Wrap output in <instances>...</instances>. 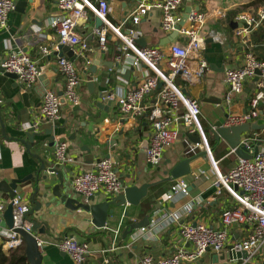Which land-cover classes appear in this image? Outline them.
<instances>
[{"label": "crops", "instance_id": "crops-1", "mask_svg": "<svg viewBox=\"0 0 264 264\" xmlns=\"http://www.w3.org/2000/svg\"><path fill=\"white\" fill-rule=\"evenodd\" d=\"M88 1L96 6L100 0ZM104 1L110 6L108 20L112 25L124 26V33L134 26L131 18L140 9L143 0ZM160 1L149 0V3L155 5ZM256 1L184 0V13L191 7L208 16L203 30L204 49L200 54L208 64V69L199 84L186 86L184 90L200 103V124L212 155L208 156L202 147L195 146L190 140V134L181 128L178 142L164 152L162 166L152 170L146 163L151 131L148 120L141 119L136 127L132 121L123 118L116 103L108 108V102L102 100L107 94L117 95L128 91L144 76L147 68L142 66L134 69L129 76L119 73L121 65L117 61V50L120 43L117 38L110 36L108 51L104 53L99 50L98 39L92 35L97 18L90 12L88 20L78 28L79 35L94 49L89 56L88 72L82 69L84 62L76 61L81 73L82 104L74 109L64 103L57 124H48L41 114L43 94L46 90H54L62 96L64 92V79L58 71V36L50 24V20L58 14L57 0H16L8 29L0 30V184L32 178L26 186L27 191L19 195L30 211L36 208L33 194L36 187H39L40 193L35 201L40 206L30 216V220L45 228V235L35 233L48 242L42 255V264H74L56 245L69 236L90 245L88 264H137L145 255L159 259L168 258L180 249L191 251L192 245L180 236L181 228L187 224L203 223L215 230L221 229V213L235 205L227 191L217 194L214 163L220 174L226 175L230 168L224 161L232 158L233 163L238 164L241 159L223 142L219 148L226 150L227 155L215 158L214 151L219 148L210 146L214 140L211 132L219 122L226 125L231 115L245 114L256 90V79L250 80L243 93L231 105L225 102L226 71L239 68L244 58L241 38L237 35V31L244 27L240 26L236 17L240 13H255L264 3L252 5ZM216 11H225L227 17H216ZM139 31L140 39L147 42L146 47H158L168 53L169 44L162 45L167 36L161 28L159 9L153 8L145 14ZM250 35L252 44L256 46L251 49L259 60L264 61V23ZM43 46L52 50L50 57L42 56L40 48ZM11 53L27 54L36 62L41 75L33 86L22 85L2 69L3 62ZM94 66L95 74L90 72ZM90 81H93L92 89L88 87ZM36 123L39 126L35 129ZM256 123L264 126V111H261ZM34 134V143L28 142ZM255 134L264 137V130L246 134L243 139ZM51 142L54 146L66 143L69 148L68 157L72 162H60L56 157L57 145L53 147ZM104 158L114 162L115 171L124 188H140L143 185L150 187L140 207L110 206L114 216L108 218L106 228L98 229L92 223V216L81 210H68L56 200L52 188L59 184V178L51 174L50 170L61 172L65 182L62 192L67 191L69 198L87 203V199L73 194L75 190L72 182L78 175L94 170L98 161ZM187 159H192L189 175L168 182L167 172ZM42 163L45 171H41ZM43 176L48 177V183L42 180ZM38 177L39 183L36 181ZM181 180L189 186V194H179L169 200L167 196L172 187ZM110 198L113 196L100 192L95 202L90 204H101ZM8 199V195L0 192V204L9 202ZM156 206L159 210H156ZM145 216L150 219L147 228L132 234L126 233L132 223L141 221ZM1 229L8 232V229ZM250 231L249 226L233 227L229 240H242ZM239 263L231 262L227 254L217 256L208 253L200 262L187 264ZM262 263L260 259L250 264Z\"/></svg>", "mask_w": 264, "mask_h": 264}, {"label": "built area", "instance_id": "built-area-1", "mask_svg": "<svg viewBox=\"0 0 264 264\" xmlns=\"http://www.w3.org/2000/svg\"><path fill=\"white\" fill-rule=\"evenodd\" d=\"M183 2L184 0H161L152 5L149 0H143L140 9L131 18L134 26L125 33L122 29L124 26H115L109 22L111 9L104 0H100L96 6L88 0H57L58 14L50 20L58 36L57 51L60 46L71 47L76 61L84 62V72L89 71V56L93 54L94 49L79 35L78 28L82 22L88 20L90 12L102 22L99 28L95 25L92 30V35L98 39L99 50L104 53L108 51L110 36L117 38L120 43L117 50V61L121 65L119 73L127 74L142 66L147 68L144 76L128 91L117 95L107 94L102 100L116 103L123 118L132 121L136 127L141 119L148 120L151 131L146 163L152 170L162 166L164 152L178 142L181 128H184L187 134L198 135L202 139L199 147H202L208 156L212 155L200 124V103L183 93L186 86L199 84L208 69V64L200 55L204 49L203 30L207 14L192 8L186 23L180 26L177 37L169 44L168 53L158 47L140 48L136 44L141 38L139 26L145 14L153 8L161 11V28L166 36L173 34L184 18ZM15 6L16 0H0V30L8 29L9 17ZM215 15L218 18L227 17L225 11H216ZM236 21L247 25L249 29L240 28L237 31L241 38L244 58L239 68L226 71L225 102L231 105L235 98L243 93L250 80L256 79V90L250 99L249 110L245 114L228 117L227 126L252 124L259 119L261 111H264V61L256 57L251 49L256 46L250 40V34L264 23V3L255 13L238 14ZM40 50L44 58L52 55V50L48 47L43 46ZM76 61L59 57L58 71L64 79L63 95L60 96L54 90H46L43 94L42 118L52 126L61 118L62 99L74 109L82 104L81 73ZM2 69L8 74L16 75L19 82L26 87L33 86L41 75L36 62L23 53H11L3 62ZM38 126L36 123L34 128ZM260 142L262 145L255 158L240 160L226 175H221L217 164L214 163L217 172V194L221 195L223 190L227 191L235 205L221 213V229L215 230L203 223L187 224L181 228L180 236L192 245L191 251L180 249L168 258L159 259L145 255L137 264L197 263L208 253L217 256L227 254L233 263L237 261L239 264H250L261 259L264 264V140L260 134L242 139V145L250 149L251 154L254 146ZM68 149L66 143L56 146V157L60 162H72L68 157ZM114 165L111 159L99 160L94 170L74 178L73 189L85 199L100 192H105L113 198L120 196L125 188ZM179 194H189V186L182 180L172 187L167 198L172 200ZM9 203L14 206V227L7 233L0 227V237L7 238L4 248L12 249L23 245L24 241L15 232L22 229L34 237L39 252L43 255L48 242L41 235L33 233V224L25 218L30 209L24 204L21 196L0 204V221ZM236 226H249L250 234L242 240H229L230 231ZM56 245L74 264H88L91 249L87 242L69 236L58 241ZM243 253L248 254L247 259L232 257Z\"/></svg>", "mask_w": 264, "mask_h": 264}, {"label": "water", "instance_id": "water-1", "mask_svg": "<svg viewBox=\"0 0 264 264\" xmlns=\"http://www.w3.org/2000/svg\"><path fill=\"white\" fill-rule=\"evenodd\" d=\"M192 11V8H187L184 14L183 21L180 23L179 26H177L176 31L171 34L167 39H165V43H162V45L170 44L178 35L177 30L180 28V26H183L187 18ZM102 25V22L99 19H96V27L99 28ZM240 26L244 28H249L247 25L241 24ZM137 46L145 48L147 46V42L145 39H140L137 41ZM67 57L71 61H76V55L74 54V51L71 49L69 46H60L59 47V57ZM90 72L93 74L96 73V67L94 66L93 68L90 69ZM131 72H127V76L130 75ZM11 78L14 80H18V77L13 74H8ZM89 89L93 88V81H90L88 84ZM185 96L190 97V95L187 93L186 90L183 91ZM23 97H27L26 94L23 95ZM62 103H65V100L62 99ZM101 105V104H99ZM112 105V102L108 103V108ZM102 106V105H101ZM264 130V126L259 125L258 123L254 122L252 124H243L239 126H227L224 123H217L214 126V130L211 132L212 136L214 137V141L217 143V145H220L221 142L225 143L228 147V149L235 155L238 156L239 159L241 160H251L255 158L258 153H259V147L262 145V143H258L256 146H254V151L253 154L250 153V149L246 148L245 146L242 145V139L243 136L246 134H251V133H256ZM33 132V131H32ZM35 134L34 136H30L28 142L34 143L35 139ZM190 140L192 143L199 147L202 144V139L198 135H189ZM51 145L53 147L54 143L51 142ZM29 147L28 145H26ZM212 151V150H211ZM192 161V159H187L184 161L179 162L171 171L167 172L168 176V182L172 181H177L182 179L183 177L189 175L190 173V167L189 163ZM45 166L42 163L41 171H45ZM51 174H55L58 176L59 184L55 185L52 188V194L56 198V200H59L61 204H63L68 210H71L73 212L76 211H84L86 214L92 216V223L95 227L98 229H104L107 227V220L110 217L114 216V211L110 210V206H126L130 205L133 207H140L141 206V201L145 199L148 195V190L149 187L148 185H143L142 187H130V188H125L123 194L120 196L110 198L106 200L104 203L101 204H90L94 203L96 200V195H94L91 198L87 199V203L84 202H78L77 200L71 199L68 196L67 191H63L65 188V182L62 177L61 172H59L57 169H52L50 170ZM40 176V174H39ZM32 178H27L25 180H15L11 182L10 184L6 183H1L0 184V192H3L4 194L8 195V201L11 202L16 196H19L23 192L27 191L26 186L28 185L29 182H31ZM40 177L37 178V183H39ZM42 180L46 183L48 180L47 176H43ZM40 193V189L37 186L36 189L34 190L33 194V203L35 204L36 208H34L32 211L29 210V212L26 214L25 218L31 222L30 216L34 214V212L38 211V207L40 206L37 201H35L37 195ZM67 193V194H66ZM74 195L81 196V194L77 193L74 191ZM43 197H46L44 195ZM156 210H159L158 206L155 207ZM33 224V233H38V234H44L45 235V228L42 227L40 224L31 222ZM150 225V219L149 216H145L141 221L137 223H132L128 228H127V234H132L135 231H138L140 229L147 228ZM0 227L3 229H8L12 230L14 227V206L12 203H9L5 212H4V217L3 220L0 221ZM15 232L22 238V240L25 243L26 246V254L29 259L30 264H42V255L39 252V249L37 247V243L34 239V237L25 232L22 229H17ZM234 258H243L247 259L248 254L243 253V254H236L232 255Z\"/></svg>", "mask_w": 264, "mask_h": 264}, {"label": "trees", "instance_id": "trees-1", "mask_svg": "<svg viewBox=\"0 0 264 264\" xmlns=\"http://www.w3.org/2000/svg\"><path fill=\"white\" fill-rule=\"evenodd\" d=\"M263 2H264V0H257L252 5H258V4H261ZM261 138H262V140H264L263 136H261ZM210 146L211 147L216 146V148H219V145H217V143L214 140L210 142ZM226 155H227V151L222 150L221 148H219L217 151H214V157L215 158H217L218 156H221L224 158ZM233 162L234 161L232 158H227L224 161V163H226L228 165L230 170L233 169L236 165ZM222 175H225V174H222ZM6 240H7V238L0 237V264H30L29 259H28L27 254H26L25 243H23V245L18 247V248H12V249L4 250V244H5Z\"/></svg>", "mask_w": 264, "mask_h": 264}]
</instances>
